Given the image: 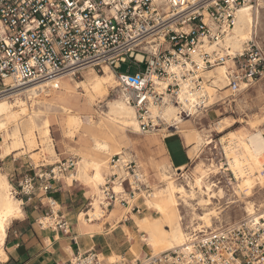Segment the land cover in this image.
<instances>
[{
  "label": "built area",
  "instance_id": "obj_1",
  "mask_svg": "<svg viewBox=\"0 0 264 264\" xmlns=\"http://www.w3.org/2000/svg\"><path fill=\"white\" fill-rule=\"evenodd\" d=\"M254 0H0V100L14 99L18 90L79 79L83 72L115 74L116 89L135 109L140 134L171 131V124L153 114L173 105L179 121L207 113L208 72L227 66L231 94L264 78V47L247 41L233 54L226 39L233 33L238 11ZM135 67L119 73L123 64ZM178 123V121H174ZM177 126V125H176ZM167 136V135H166ZM77 159L71 157L34 168L13 190L14 196L48 194L52 182L75 181ZM111 174L101 186L100 206L106 213L116 205L139 210V199L152 194L146 175L133 159L114 156ZM182 173V171H180ZM264 177V165L261 171ZM258 186V185H257ZM121 188L116 192L115 188ZM39 221L68 232L56 203ZM225 229L191 231L187 243L163 253L128 262L108 263L94 251L77 254L64 264H264V207ZM91 220V217H89Z\"/></svg>",
  "mask_w": 264,
  "mask_h": 264
},
{
  "label": "bare ground",
  "instance_id": "obj_2",
  "mask_svg": "<svg viewBox=\"0 0 264 264\" xmlns=\"http://www.w3.org/2000/svg\"><path fill=\"white\" fill-rule=\"evenodd\" d=\"M154 2L159 5L162 0H154ZM260 6L261 4L256 6L249 4L238 11L234 31L226 39V46L231 48L233 54L242 51L247 41L255 40L258 36ZM93 73L94 70L86 73L85 79L80 82L64 78L59 81L58 89L50 84L36 85L22 91L18 90L11 102H8L11 97L0 100V136L2 137L0 148L2 149V156L14 152L25 153L31 150H40V153H32V159L38 160L44 156L46 157L48 153V156L53 157V160L47 161L48 165L53 166L59 163L62 160L57 155L55 146L50 144L51 130L50 120L48 119L50 114H47V111L50 108L60 111L65 116L64 123L67 129L65 135L74 138L75 134H78L81 138L92 141L87 149L78 153L79 160L77 161L76 173L73 175V178L78 181L82 180L86 185H89L93 192L91 209L87 214L86 212L80 214V220L85 224L88 222L85 217L89 215L91 223L101 220L104 225L108 220L107 218L102 219L106 214L100 206V196L101 186L106 182V169L110 168L111 171L108 156H121V159L126 160L128 153L122 152V148L118 146L122 145V141L130 142L131 136L140 134V129L135 109L121 96L108 103L109 111L102 114L104 117H101L99 122H94L92 117H80L82 114L98 113L95 107L100 103L98 102L99 99L108 96L109 88L116 85L115 74L109 67L105 66L103 68L102 75ZM226 74L227 66L217 67L208 72V78L212 80L213 85L220 89L216 92L212 85L207 86L210 105H217L223 100V104L227 102L225 100L229 97L228 94L223 97L221 93L222 91L229 92ZM80 89H82V92H79ZM248 90V86H242V92ZM231 95L234 97L233 94ZM41 98L42 100L49 99L40 102ZM34 104H38V107L35 108ZM42 108L46 111H43ZM152 112L155 115L161 112L162 118L172 125L170 127L175 129L176 134L182 136L186 144L189 145L192 141L194 142L193 145L188 146L189 156L194 161L210 136H207L204 131H199L193 121H179L177 117L178 110L173 105L166 106L161 111L154 108ZM174 121H178V123H174ZM233 125L232 122H225L224 124V121H220L216 124V128L220 134H223ZM39 138H41V141ZM222 142L230 167L229 170L238 180L236 187L239 194L241 195L245 191L246 196L250 197L258 184L264 185V177L261 175L264 165V130L253 125L251 132H231L226 139H222ZM154 146L158 151L157 156L159 158L154 166L164 186L156 189V192L150 196H146L145 205L149 210H154L158 217L148 216L139 219L134 216V218L137 229L145 234V236H142L141 241L146 243L154 254H158L184 246L190 238V234L187 233L189 228H192V232L199 231L201 233L212 230L214 227L213 219H220L219 216L222 213L219 209L212 208V206L214 201L223 200L226 195L221 188L210 181L211 174L209 172L212 171L213 166H209L208 169L206 164H198L196 167L197 177L185 176L190 187V190L187 191L174 178L175 176L171 172L173 167L164 145L156 141ZM1 173L0 261H5L7 260L5 252L7 230L13 221L23 218L24 213L22 209L23 202L14 196L13 187ZM115 191L119 192L121 188L116 187ZM197 195H199L197 205L206 211L202 216L196 213L195 205L192 204V202L197 201ZM179 200L191 209L190 227H185L183 223V217L179 211V206H181ZM263 207L264 205H260L259 209ZM59 208L56 203L55 210ZM125 211L129 214L131 212L130 209ZM258 211L260 210H257L254 203H247L246 213L258 218ZM110 217H115L116 223H118L122 220L123 215L118 216L117 212L113 211ZM43 222L45 224L44 228L48 229L49 220H43ZM165 224L166 228H170L169 230H165L163 226ZM131 252L136 259H140L139 253H136L134 249ZM100 258L108 263L120 262L123 259L116 255L108 258L100 256Z\"/></svg>",
  "mask_w": 264,
  "mask_h": 264
},
{
  "label": "rangeland",
  "instance_id": "obj_3",
  "mask_svg": "<svg viewBox=\"0 0 264 264\" xmlns=\"http://www.w3.org/2000/svg\"><path fill=\"white\" fill-rule=\"evenodd\" d=\"M260 4L261 6L259 7V10H261L259 15V28L262 30V32L259 29L258 36L255 38V42H257L261 47H264V0H254L253 5L256 6ZM128 70H130L131 73L135 71V67L131 64V62L123 64L119 73L126 74ZM90 71L91 69L83 72L81 78L74 79L75 82H80L81 80H84L85 74ZM93 74L102 75L103 73H97L96 71H94ZM115 86L116 85H114V87L109 88L108 96L99 99L98 102L100 103L97 102L98 105L95 107V110L98 111V113H94L91 115L82 114L80 117H92V120H94V122H99L101 120V117H104L102 116V114L104 112V114H106L109 111L108 103L111 100H115L120 97ZM79 92H82V89H80ZM222 94L223 97H225L227 94L229 96L228 98H226L227 100H225L227 101L226 103L223 104V100L219 104L212 107L207 113L195 116L187 120L191 122L193 121L195 127L198 128L199 131H204L207 136H210L209 140L206 142V145L201 148L202 150L199 153L198 157L187 168H185L184 170H180L182 171V173H180V171H175L174 168H172L171 170V172L175 176L174 178L178 181V184L184 186L187 191H189L190 187L185 179V176L188 175L192 178L197 177L196 167L198 166V164H206L208 169L209 166H213L212 171L209 172L211 174L210 181L213 184L217 185L219 188H221L225 192L226 197L223 200L214 201V205L212 206V208L219 209V211L222 213L219 216L220 219H213L214 227L212 228V231L225 229L227 226L233 225L239 222L240 220L244 219L247 216L245 208L247 207L248 202L254 203L256 207L264 205V185L258 184V186L255 188L250 197L246 196L245 191L242 192L241 195L239 194V190L236 187L238 184V180L235 178L234 174L229 170L230 167L226 159L224 144L222 142V139H226L227 135L231 132H251V128L253 127V125L258 126L262 130H264V78L252 85L248 91L234 94V97L231 95L230 91L228 93L224 92ZM42 98L40 102H45L46 99H49L46 98L45 100H42ZM11 101H13V99L8 100V102ZM34 107L37 108L38 104H34ZM42 110L46 111L44 108H42ZM47 114H50L48 118L50 120L51 130L50 144L55 146V150L59 155H62L63 158L68 159L70 157H76L78 161V153L81 150L87 149L92 144V141L87 140L85 138H81V136L78 134H75L74 138H70L68 135H65L67 132L64 123L65 116L60 111H56V109L50 108L47 111ZM220 121H224V124L225 122H232L234 125L233 127L227 129V131H225L223 134H220L216 128V124ZM166 122L169 123L168 121ZM175 134V129H172L171 131L159 132L152 135L138 134L136 136H131L132 139L130 142L122 141V145L118 146L122 148V152L128 153L127 159L133 157V159L138 162L139 166H141L144 174L147 178H149L150 182L153 184L154 189L152 193L156 192V189L161 188L162 186H164V184L161 183L158 173L154 166L156 161H159V158L156 154L151 152V150H155V147L150 146V138L156 137V141H160L162 136L164 135L170 136ZM39 140L41 141V138H39ZM0 142H2V137H0ZM193 143L194 142L192 141L188 145L185 142L187 147L193 145ZM168 146L175 165H180L187 161L185 152L178 149L177 141L175 139H171L170 141H168ZM27 152L32 155V153L34 152L40 153V150H31ZM48 157L49 156L47 153L46 157L44 156L43 158H40L38 160L33 159V161L36 163V165H40L43 161L47 164V161L50 160ZM112 157L113 156H108V161H110ZM221 167L223 169H220ZM109 169L106 170L109 171ZM178 172L180 174H178ZM67 180L72 181L70 180V178H68ZM20 197L21 196L17 197V199H20ZM198 198L199 195H197V201L192 202V204L195 205L196 213L202 216L206 211H204L201 206L197 205L199 202ZM179 203L181 205L179 206V211L184 219L183 222L185 224V227H190L192 213L191 209L185 206L183 201L179 200ZM148 216L154 218L158 217L157 213L154 210H149L146 206V211H144L141 217L145 218ZM163 226L165 230L170 229L166 228V224ZM138 231L139 233H141L139 229ZM191 231L192 228H189L187 233ZM143 248L145 249V253H153L151 248L147 246L146 243H143ZM135 251L136 253H138L137 250ZM143 257L144 256H141V258Z\"/></svg>",
  "mask_w": 264,
  "mask_h": 264
},
{
  "label": "crops",
  "instance_id": "obj_4",
  "mask_svg": "<svg viewBox=\"0 0 264 264\" xmlns=\"http://www.w3.org/2000/svg\"><path fill=\"white\" fill-rule=\"evenodd\" d=\"M155 138H150L151 147L156 143ZM171 139H175L178 149L185 152L187 161L183 164L175 165L174 163L168 146V141ZM159 142L164 145L175 171L184 170L193 163V159L189 156V148L180 134L164 135ZM151 152L157 155L156 147ZM57 155L61 160H65L62 155L58 153ZM31 156L29 152H14L2 156V149L0 148V173L2 172L1 174L6 177L13 190L19 188V184L26 176L34 175L35 167L43 164L48 165L44 161L40 165H36ZM49 159L53 160V157L49 156ZM110 174L109 169L105 173L106 181ZM178 174L180 173L178 172ZM147 180L153 191V184L149 178ZM51 187L52 189L48 194L36 189L34 195L29 199L20 197L19 200L23 202L24 217L13 221L8 228L5 242L7 260L0 261V264H64L73 256L85 254L88 251H94L105 258L112 255L120 256L128 262L135 259V255L131 252L132 249L137 250L140 258L149 255L147 252L145 253L142 239H140L142 238L141 235L145 236V234L139 233L134 218V216L139 219L143 218L141 215L146 211L145 199L141 198L135 202L139 210L130 212V214L124 212L125 209L122 206H114L102 218L108 220L104 225L101 220L91 223L89 215L85 217L88 222L84 224L80 220V214L85 212L87 214L91 209L93 192L90 186L82 180L69 181L65 179L52 182ZM50 200L59 205V210L68 224L67 233L55 228L45 229L39 226L40 219L50 211L48 204ZM113 211H116L118 216L123 215L120 222L116 223L115 217H110Z\"/></svg>",
  "mask_w": 264,
  "mask_h": 264
}]
</instances>
